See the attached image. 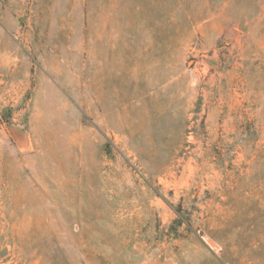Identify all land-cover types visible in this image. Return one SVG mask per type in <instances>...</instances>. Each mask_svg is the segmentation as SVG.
Listing matches in <instances>:
<instances>
[{
    "label": "rangeland",
    "instance_id": "1",
    "mask_svg": "<svg viewBox=\"0 0 264 264\" xmlns=\"http://www.w3.org/2000/svg\"><path fill=\"white\" fill-rule=\"evenodd\" d=\"M0 264H264V0H0Z\"/></svg>",
    "mask_w": 264,
    "mask_h": 264
}]
</instances>
